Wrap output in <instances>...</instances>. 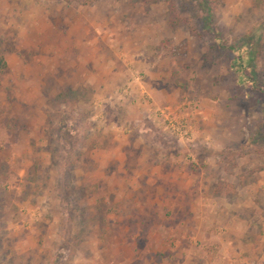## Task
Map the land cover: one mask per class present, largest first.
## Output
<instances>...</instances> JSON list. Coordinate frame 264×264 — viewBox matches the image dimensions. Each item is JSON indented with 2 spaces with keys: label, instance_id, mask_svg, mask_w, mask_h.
Segmentation results:
<instances>
[{
  "label": "rangeland",
  "instance_id": "rangeland-1",
  "mask_svg": "<svg viewBox=\"0 0 264 264\" xmlns=\"http://www.w3.org/2000/svg\"><path fill=\"white\" fill-rule=\"evenodd\" d=\"M0 264H264V0H0Z\"/></svg>",
  "mask_w": 264,
  "mask_h": 264
},
{
  "label": "trees",
  "instance_id": "trees-1",
  "mask_svg": "<svg viewBox=\"0 0 264 264\" xmlns=\"http://www.w3.org/2000/svg\"><path fill=\"white\" fill-rule=\"evenodd\" d=\"M93 1H88V2H84V3H82V4H84L85 5V3L86 4H90V3H92ZM4 64V63H3ZM2 66H4V65H2ZM2 69H3V67H2ZM244 70V65L242 66V65H240V66H237V71H239V72H241V71H243Z\"/></svg>",
  "mask_w": 264,
  "mask_h": 264
}]
</instances>
